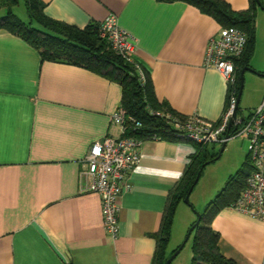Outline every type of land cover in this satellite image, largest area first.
I'll use <instances>...</instances> for the list:
<instances>
[{"label":"crops","instance_id":"1","mask_svg":"<svg viewBox=\"0 0 264 264\" xmlns=\"http://www.w3.org/2000/svg\"><path fill=\"white\" fill-rule=\"evenodd\" d=\"M41 1L49 18L79 28L117 14L137 39L135 58L149 72L157 102L184 119H222L229 83L204 65L210 38L224 27L213 15L182 0ZM223 1L235 11L250 5ZM257 68L264 73V65ZM122 93L119 82L43 60L25 39L0 30V264H154L155 236L195 147L189 141H144L128 180L131 189L119 197V235L110 237L101 196L84 190L82 172L93 143L121 135L111 118ZM263 97L261 84L248 106L256 109ZM181 211L180 204L171 241ZM212 227L225 256L238 264H264V220L227 207Z\"/></svg>","mask_w":264,"mask_h":264},{"label":"trees","instance_id":"2","mask_svg":"<svg viewBox=\"0 0 264 264\" xmlns=\"http://www.w3.org/2000/svg\"><path fill=\"white\" fill-rule=\"evenodd\" d=\"M20 1L0 0V9H5V14L0 17V30L9 31L25 39L40 52L43 60L63 61L79 65L119 82L123 89L121 106L126 110L128 117L141 122V126L134 129L133 124L129 121L128 124H131H129L128 135L145 140L157 136L166 141H183L174 136V128L170 123H167L162 117L150 113V110H153L177 115L172 111H167L166 107L155 99L147 69L141 65L146 75V81L142 84L136 63L129 62L117 54L107 39L100 36L101 24H91L85 28H79L53 20L45 15V3L41 0H22L29 16V21L24 22L13 11V7ZM182 1L193 4L202 11L213 15L224 27L236 26L246 31L247 46L243 56L236 62L235 81L229 84V94H235L237 98L240 92L241 71L246 67L252 68L250 61L256 46V15L260 8L257 1L250 0L249 7L240 11L233 10L223 0ZM237 113L240 114V108ZM192 144L195 147V152L190 156V162L182 178L171 193L161 228L155 236L157 249L154 264H165L171 254L176 251L175 249L169 253L168 247L178 207L184 202L197 174L202 173L208 163L218 159L220 150H215L216 144L195 142ZM244 164L248 166V169H240L235 175H231L226 185L200 214V222L191 234L193 235L191 264H238L234 259L221 252L219 248L221 236L212 227V221L221 210L231 207L245 188L247 177L251 173L248 155Z\"/></svg>","mask_w":264,"mask_h":264},{"label":"built area","instance_id":"3","mask_svg":"<svg viewBox=\"0 0 264 264\" xmlns=\"http://www.w3.org/2000/svg\"><path fill=\"white\" fill-rule=\"evenodd\" d=\"M99 32L117 54L136 63L140 82L144 84L146 75L135 58L137 39L120 25L118 15L110 13L101 23ZM247 42L246 31L236 26L222 27L208 42L205 67L218 70L232 84L235 81L236 62L243 56ZM236 100V95L231 94L228 108L219 122L207 121L197 115L184 119L170 112L150 110V113L170 123L174 128V136L183 141L222 145L234 137H245L248 140L251 173L231 208L264 220V97L247 117L237 114L232 119ZM111 120L119 124L121 135H107L91 145L85 156L87 167L82 175L87 180L84 190L100 194L104 228L110 237L116 239L119 235V197L131 189L128 180L141 162L145 139L128 135L129 124L132 123L134 129H137L141 122L128 117L122 106ZM129 121L131 123L128 124ZM151 139L160 140L157 136Z\"/></svg>","mask_w":264,"mask_h":264},{"label":"rangeland","instance_id":"4","mask_svg":"<svg viewBox=\"0 0 264 264\" xmlns=\"http://www.w3.org/2000/svg\"><path fill=\"white\" fill-rule=\"evenodd\" d=\"M261 1L264 5V0ZM13 11L24 22L29 21L27 9L22 0L13 7ZM4 14L5 9L1 8L0 17ZM250 63L253 69L251 72H254L255 74L247 71L245 72V83L239 104L241 114H247L250 109H254L248 106L250 103L249 99H253L261 84H264V76H259V74L264 75V73L259 72V69L257 68L264 65V9L262 8H258L257 10L256 46ZM247 145L246 138L243 136L230 139L222 155L215 161L208 163L203 168L199 180L190 195V202L188 204L184 202L181 203L182 211L188 212V214H190V219L192 220L188 222L189 215L182 211L179 213L177 227L175 228V233L169 246L170 251L174 249L177 250L184 243L191 225L198 220L199 215L204 211L206 205L214 199L226 185L228 178L231 175H235L240 169H248V166L244 164L245 155L248 152ZM220 148L221 145L217 144L216 149L219 151ZM240 155L242 157H240ZM192 237L193 235H191L185 246L171 264H191L193 255Z\"/></svg>","mask_w":264,"mask_h":264},{"label":"water","instance_id":"5","mask_svg":"<svg viewBox=\"0 0 264 264\" xmlns=\"http://www.w3.org/2000/svg\"><path fill=\"white\" fill-rule=\"evenodd\" d=\"M256 1H257V4H258V6L260 8H264L261 0H256ZM246 71H253V69L252 68H249V67H246V68H243L242 71H241L240 92H239L238 97H237V100H236V106H235L234 111H233V117H232V119H234L237 116V112H238V108H239L241 96H242V93H243V88H244V83H245V72ZM226 145H227V141L224 142L221 145L220 152H219L217 158H219L222 155V153H223ZM200 174H201V172H199L197 174V176H196V178H195L192 186L189 188V191H188L187 195L184 198V202L187 203V204L190 202L189 201L190 195H191V193H192L195 185L197 184V182L199 180ZM199 222H200V215L198 217V220L195 222V224L193 226H191V228H190V230H189V232H188V234L186 236V239H185L184 243L174 253L171 254V256L166 260L165 264H171V262L176 258V256L179 254V252L185 246L186 242L189 240V238H190V236L192 234V231L194 230L195 226L197 224H199Z\"/></svg>","mask_w":264,"mask_h":264},{"label":"flooded vegetation","instance_id":"6","mask_svg":"<svg viewBox=\"0 0 264 264\" xmlns=\"http://www.w3.org/2000/svg\"><path fill=\"white\" fill-rule=\"evenodd\" d=\"M238 114V113H237ZM239 115H241V114H239Z\"/></svg>","mask_w":264,"mask_h":264}]
</instances>
